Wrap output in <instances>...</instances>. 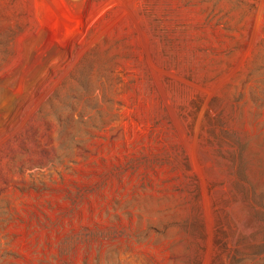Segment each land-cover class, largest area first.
<instances>
[{
    "label": "rangeland",
    "instance_id": "rangeland-1",
    "mask_svg": "<svg viewBox=\"0 0 264 264\" xmlns=\"http://www.w3.org/2000/svg\"><path fill=\"white\" fill-rule=\"evenodd\" d=\"M0 264H264V0H0Z\"/></svg>",
    "mask_w": 264,
    "mask_h": 264
}]
</instances>
